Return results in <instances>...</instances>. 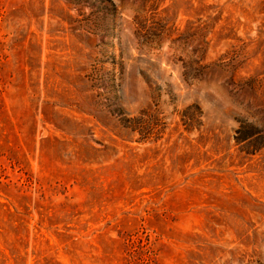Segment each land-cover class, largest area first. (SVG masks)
Wrapping results in <instances>:
<instances>
[{"label": "rangeland", "instance_id": "374dc122", "mask_svg": "<svg viewBox=\"0 0 264 264\" xmlns=\"http://www.w3.org/2000/svg\"><path fill=\"white\" fill-rule=\"evenodd\" d=\"M0 264H264V0H0Z\"/></svg>", "mask_w": 264, "mask_h": 264}]
</instances>
